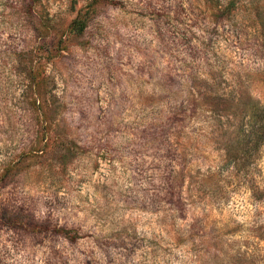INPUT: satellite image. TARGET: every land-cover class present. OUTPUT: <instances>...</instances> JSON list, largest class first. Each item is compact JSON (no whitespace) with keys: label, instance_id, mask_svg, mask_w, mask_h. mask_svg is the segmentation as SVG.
Segmentation results:
<instances>
[{"label":"rangeland","instance_id":"1","mask_svg":"<svg viewBox=\"0 0 264 264\" xmlns=\"http://www.w3.org/2000/svg\"><path fill=\"white\" fill-rule=\"evenodd\" d=\"M263 105L264 0H0V264H264Z\"/></svg>","mask_w":264,"mask_h":264},{"label":"trees","instance_id":"2","mask_svg":"<svg viewBox=\"0 0 264 264\" xmlns=\"http://www.w3.org/2000/svg\"><path fill=\"white\" fill-rule=\"evenodd\" d=\"M84 24L85 22L80 19L73 21V26L77 31H81L84 28ZM263 136H264V105H263Z\"/></svg>","mask_w":264,"mask_h":264}]
</instances>
